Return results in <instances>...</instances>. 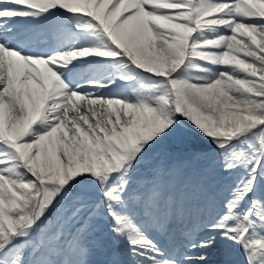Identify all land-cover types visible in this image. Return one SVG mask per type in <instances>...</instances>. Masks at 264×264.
I'll use <instances>...</instances> for the list:
<instances>
[{
	"label": "snow or ice",
	"instance_id": "6c2138e0",
	"mask_svg": "<svg viewBox=\"0 0 264 264\" xmlns=\"http://www.w3.org/2000/svg\"><path fill=\"white\" fill-rule=\"evenodd\" d=\"M215 250L264 264V0H0V264Z\"/></svg>",
	"mask_w": 264,
	"mask_h": 264
},
{
	"label": "rangeland",
	"instance_id": "374dc122",
	"mask_svg": "<svg viewBox=\"0 0 264 264\" xmlns=\"http://www.w3.org/2000/svg\"><path fill=\"white\" fill-rule=\"evenodd\" d=\"M184 147L181 146V145H176V144H167L165 145L162 149H158L157 152H168L170 153L172 156H173V161L172 162H175L176 160H178L180 157H182L183 154L181 150H183ZM146 163H151V161H148Z\"/></svg>",
	"mask_w": 264,
	"mask_h": 264
},
{
	"label": "bare ground",
	"instance_id": "6f19581e",
	"mask_svg": "<svg viewBox=\"0 0 264 264\" xmlns=\"http://www.w3.org/2000/svg\"><path fill=\"white\" fill-rule=\"evenodd\" d=\"M222 260V253L219 250H215L214 254L210 257L209 264H219Z\"/></svg>",
	"mask_w": 264,
	"mask_h": 264
}]
</instances>
